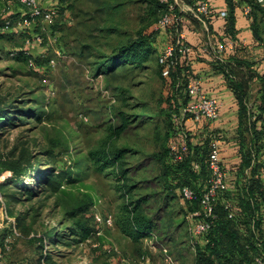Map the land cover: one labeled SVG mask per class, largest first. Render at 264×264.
Segmentation results:
<instances>
[{
  "label": "rangeland",
  "instance_id": "rangeland-1",
  "mask_svg": "<svg viewBox=\"0 0 264 264\" xmlns=\"http://www.w3.org/2000/svg\"><path fill=\"white\" fill-rule=\"evenodd\" d=\"M40 2L58 13L53 22L39 23L44 42L28 47L36 60L30 67L12 54L23 43L17 23L25 10L14 0H0V196L18 231L0 264H206L191 238L189 208L171 185L167 157L171 138L191 144L195 136L171 129L158 53L141 65L114 59L150 32L166 11L164 3ZM152 35L163 41L157 31ZM251 54L245 53L255 58ZM251 91L245 100L250 106L255 87ZM169 92L178 94L174 86ZM185 105L174 113L180 122ZM120 124L125 128L116 134ZM117 149L121 157L106 168L93 158L95 151ZM188 161L181 165L190 177L184 183L199 189L206 180L193 178L199 166ZM201 168L198 177L209 172L206 162ZM136 201L152 230L133 241L119 219L123 207ZM95 214L111 216L112 224L96 223ZM9 232L0 212V237Z\"/></svg>",
  "mask_w": 264,
  "mask_h": 264
},
{
  "label": "trees",
  "instance_id": "trees-1",
  "mask_svg": "<svg viewBox=\"0 0 264 264\" xmlns=\"http://www.w3.org/2000/svg\"><path fill=\"white\" fill-rule=\"evenodd\" d=\"M187 2L191 3L192 0H188ZM227 4L229 10L225 19L226 26L224 30L227 37L224 40L231 39L234 41V5L231 0H227ZM245 4H247L250 8L247 17L250 20V28L253 38L264 42L263 37L261 36V34H264V8L257 0H245ZM160 6L163 8V4H160ZM25 14L26 11L22 12L20 17ZM39 23L43 24L38 18H36L27 30L23 29L24 39L22 46L19 50L12 53L15 56L20 55L26 61L31 58L34 64L36 61L35 57L31 51H29L28 47L31 45H39L33 41V37L36 34L42 36ZM154 26L151 28L150 32L139 36L136 42L128 47L121 48L120 52L114 59H120L122 61H129L132 64L141 65L148 60L151 52L158 53L157 60L161 74L164 68H168V74L166 76H162L164 78L165 87L167 88L165 101L170 103L171 129L174 130L176 127L177 130L178 128L181 131L185 129L191 133L193 129L196 127L198 128L199 126L202 129L208 128L210 121L201 119L198 122L191 121L190 123L186 120V116H183L182 122H180L178 114L174 115L175 112H178L177 107L180 104H186L189 101V96L185 92L186 83L189 79L198 78V76L193 73V68H191L192 53L189 55H180L175 52L163 62H159V57L162 55L164 46L168 42H171L173 37L172 30L170 28L155 30ZM153 31H157L158 35H162L163 41H158L157 35L155 37L152 35ZM26 38H29L32 41L27 49L24 48V41ZM203 53L205 52H202V54ZM245 53V47H241L236 42L235 47L225 53L223 58L224 61L220 62L217 58H214L213 61L215 64L214 68L223 73L234 94L235 101L238 106L239 126H242L244 131H250V136L249 139L246 140V145H244L245 147H248V149L245 150L244 148L243 150L240 145L239 152L241 162L232 176H229L230 172H228L227 190L219 194L215 203L214 214L216 219L211 231L207 235L209 241L207 243H203L202 239L198 237L197 242L195 243L198 252L205 257L206 264H253V257L255 255L262 254L264 256V186L260 176L257 175L259 171H264L263 161H258V154H261L264 149V87L261 88L260 91L257 110L254 109V111H251L247 109L245 100L248 98L250 83L256 74L255 70L252 68L255 62L250 60ZM178 79H180L179 83H177ZM175 85H177V87ZM172 86L175 87V91L178 93L175 97L171 95L172 92H169V88ZM171 96L174 97L173 100L169 98ZM180 98L182 102L179 104L178 102ZM1 116H3V110L0 111V117ZM257 121H260L259 126L256 125ZM124 128L125 125L120 124L116 127V134H120ZM211 139V136H208L203 140H205L204 143H207L208 140ZM171 140L172 138L169 142ZM242 140H244V136L241 138V141ZM204 143L202 144L196 142L195 144L191 142L190 144L186 141V150L182 153L181 159H173L172 155L169 154V149L167 147V157L169 162L172 164L171 168H169L174 176V182L171 184L174 190L178 189L180 191L181 187L188 186L195 192L196 198L202 193L206 183L199 189L184 183V179L190 180V177L186 176V170L181 165L187 161L188 156V165L198 164L199 166V170L197 173L194 172L193 178H199L198 181L201 180V182L202 180L207 181L210 171L208 172L206 170V175L204 177H198L197 175L199 171L202 172L203 170L201 168L202 162H204V164L205 162L207 163L210 150L209 144ZM241 144H243V141ZM202 145H206L208 148H204L205 146ZM205 149L206 152L203 151ZM111 152L112 153H109L104 150L95 151L93 153V158L97 161L103 160V168H106L108 163H114L121 157L122 149H117L114 152ZM189 167H187L188 170ZM246 167L249 168L247 173H245ZM225 199H231L234 202V219L227 218V213L223 206ZM184 202L189 208L187 209L188 212L193 210L195 204L198 205V200L196 199L192 202H187L185 200ZM138 208V201L134 202L130 208L126 206L123 207L121 217L119 219V225L123 233H125L133 241L140 240L152 230V223L150 219L146 215H143ZM257 241H260L259 248L256 246Z\"/></svg>",
  "mask_w": 264,
  "mask_h": 264
},
{
  "label": "built area",
  "instance_id": "built-area-1",
  "mask_svg": "<svg viewBox=\"0 0 264 264\" xmlns=\"http://www.w3.org/2000/svg\"><path fill=\"white\" fill-rule=\"evenodd\" d=\"M18 5H21L26 14L18 20V26L21 29H28L34 20L38 18L42 23L53 22L57 15V9L54 6L44 7L40 0H14ZM165 4L166 11L164 12L161 19H159L154 28L155 30H164L170 28L172 30V41L168 42L162 51V55L159 57V62H163L165 59L170 57L173 53L177 52L180 55H189L193 52V47L188 43L184 31L180 28L181 22L183 21L181 10L177 11L175 5L177 0H160ZM183 3V0H179ZM260 4H264V0H257ZM189 10L191 14L198 20H205L209 18L213 12V8L209 0H192L189 4ZM250 8L246 4L243 7V14L247 16ZM227 10H219L218 17L226 19ZM33 41L37 44L43 43L42 36L36 34L33 37ZM32 43L29 38L25 39L24 48ZM235 47L233 40H224L215 44L212 50L217 54L219 60H223L225 53L232 50ZM202 50L206 51V47ZM56 55H60L59 49H54ZM53 61V60H51ZM27 64L30 67H34L35 64L31 58L27 60ZM168 74V68L162 70V75ZM185 92L189 96V101L183 108L182 115L186 116L188 121H200L204 119L206 121H214L219 116V103L216 98L207 96L201 89L200 79L194 78L189 79L185 85ZM181 131V130H180ZM183 134V132H182ZM185 140V139H184ZM178 144L177 142H169V154L172 155L173 159H181L182 153L186 150V141ZM220 138L215 136L210 141V150L207 159V165L210 171L209 178L206 181L205 188L199 197L196 198L195 192L188 186H183L180 189V195L183 200L192 202L195 199L198 200V208L188 212L187 220L189 222V229L193 243L197 242V238L200 237L203 243H207L209 239L207 235L211 231L216 216L214 214V206L219 197V194L227 190V175L228 172L220 161ZM0 212L9 223L10 232L0 237V258L1 254L10 250L12 242L15 236L18 235V231L14 226L13 220L9 218L2 204V198L0 196ZM224 209L227 213V218L234 219V202L231 199H225L223 202ZM96 223H102L106 225L112 224L111 216L102 217L99 214L94 215ZM256 246L260 247V241L256 242ZM168 258V257H167ZM26 264V263H24ZM253 264H264V256L257 254L253 257Z\"/></svg>",
  "mask_w": 264,
  "mask_h": 264
},
{
  "label": "crops",
  "instance_id": "crops-1",
  "mask_svg": "<svg viewBox=\"0 0 264 264\" xmlns=\"http://www.w3.org/2000/svg\"><path fill=\"white\" fill-rule=\"evenodd\" d=\"M209 2L213 8V12L209 18L203 21L198 20L191 14L189 3L183 2L181 4L183 21L180 28L184 31L188 43L193 47L191 68H193V73L197 74L200 79L202 91L207 96L216 98L219 103L218 118L211 121L208 128L202 129L199 126L193 129L192 134L195 138L191 141L196 143V140L200 141V139L208 136H211V138L215 136L219 137L220 160L227 172H230L229 176H232L241 160L239 152L241 138L246 136L248 140L250 131H244L243 127L239 126L238 106L234 94L223 73L214 68L215 64L213 63L214 58H217V54L212 51L215 44L224 41L227 37L224 32L226 20L223 21V19L218 17L219 10H227L228 12L227 0H209ZM231 2L234 5V41L241 47H245L246 51L251 52L250 56H254L255 54V58H249L255 62L252 68L255 70L256 75L250 83L248 94V99H250L252 87H255V94L252 98L254 101L251 106L250 100L248 101L249 104H246L247 109L254 111V109L257 110L260 91L264 87V42L253 38L250 20L243 14V7L246 5L245 0H231ZM262 6L264 8V4ZM261 36L264 40V34H261ZM203 47H206L208 53L202 50ZM201 51L205 53L202 54ZM222 61L224 59L220 60V62ZM188 122L191 123V121ZM256 125L259 126L260 121H257ZM262 152L263 155L258 158V161H263L264 163V149ZM257 175L260 176L264 186V171H259Z\"/></svg>",
  "mask_w": 264,
  "mask_h": 264
}]
</instances>
